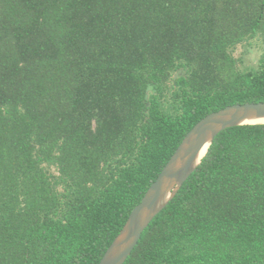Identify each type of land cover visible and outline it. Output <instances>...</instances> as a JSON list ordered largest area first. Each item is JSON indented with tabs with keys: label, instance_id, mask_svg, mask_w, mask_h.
Wrapping results in <instances>:
<instances>
[{
	"label": "trees",
	"instance_id": "obj_1",
	"mask_svg": "<svg viewBox=\"0 0 264 264\" xmlns=\"http://www.w3.org/2000/svg\"><path fill=\"white\" fill-rule=\"evenodd\" d=\"M258 101L264 0H0V264H97L188 130ZM123 264H264V123L219 132Z\"/></svg>",
	"mask_w": 264,
	"mask_h": 264
},
{
	"label": "water",
	"instance_id": "obj_2",
	"mask_svg": "<svg viewBox=\"0 0 264 264\" xmlns=\"http://www.w3.org/2000/svg\"><path fill=\"white\" fill-rule=\"evenodd\" d=\"M264 101L227 105L198 120L184 135L97 264H123L152 219L200 163L216 135L233 126L264 123ZM203 152V153H202Z\"/></svg>",
	"mask_w": 264,
	"mask_h": 264
},
{
	"label": "rangeland",
	"instance_id": "obj_3",
	"mask_svg": "<svg viewBox=\"0 0 264 264\" xmlns=\"http://www.w3.org/2000/svg\"><path fill=\"white\" fill-rule=\"evenodd\" d=\"M248 46H238L235 51V55L241 57L242 64L247 67H253L257 62L259 56V49L256 46H253L247 49Z\"/></svg>",
	"mask_w": 264,
	"mask_h": 264
},
{
	"label": "bare ground",
	"instance_id": "obj_4",
	"mask_svg": "<svg viewBox=\"0 0 264 264\" xmlns=\"http://www.w3.org/2000/svg\"><path fill=\"white\" fill-rule=\"evenodd\" d=\"M259 121H263L264 122V119H261V120H259ZM203 153V152H202Z\"/></svg>",
	"mask_w": 264,
	"mask_h": 264
}]
</instances>
